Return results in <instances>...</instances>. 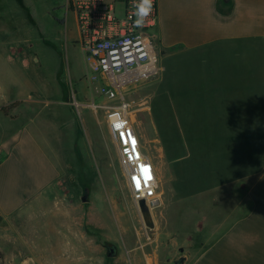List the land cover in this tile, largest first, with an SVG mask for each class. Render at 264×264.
<instances>
[{
  "label": "crops",
  "instance_id": "0c3cea01",
  "mask_svg": "<svg viewBox=\"0 0 264 264\" xmlns=\"http://www.w3.org/2000/svg\"><path fill=\"white\" fill-rule=\"evenodd\" d=\"M157 3L161 58L204 56V99L193 98L204 100V209L190 213L199 227L170 244H182L186 264H264V0ZM14 15L0 6V216L56 221L54 230L45 226L55 234L42 248L53 255L50 264H161L164 257L172 264L173 251L145 244L110 247L108 255L86 230L95 229L96 216L88 215L82 231L86 216L65 209L75 200L60 146L64 89L26 71L39 60L18 48L27 41L11 34Z\"/></svg>",
  "mask_w": 264,
  "mask_h": 264
},
{
  "label": "rangeland",
  "instance_id": "374dc122",
  "mask_svg": "<svg viewBox=\"0 0 264 264\" xmlns=\"http://www.w3.org/2000/svg\"><path fill=\"white\" fill-rule=\"evenodd\" d=\"M65 5L66 0H0L2 8L7 6L15 13L11 34L27 41L18 48L27 47L30 56L39 60L26 71H37L44 84L64 89L65 106L54 111L63 115L60 146L65 187L75 200L66 201V205H80L75 211L65 209L86 216L82 231L89 226L88 215L96 216L95 229L86 230L106 252L110 247L145 244L149 249L168 248L174 258L184 247H173L171 237L177 235L183 243L199 227L190 221V213L204 209V100L193 101L204 99V56L160 57L159 67L165 69L121 94L131 105L144 153L156 163L162 177L160 203L149 207L146 219L132 197L107 121L108 107L117 105L118 99L111 101L102 79L91 77L77 43L74 15H67ZM155 81L165 96L156 94ZM84 188L88 191L86 202ZM47 224L52 230L57 228L56 221L0 216V264H50L53 255L42 252L54 233ZM68 256L64 255L71 258ZM161 264L170 263L164 257Z\"/></svg>",
  "mask_w": 264,
  "mask_h": 264
},
{
  "label": "built area",
  "instance_id": "2783aa9c",
  "mask_svg": "<svg viewBox=\"0 0 264 264\" xmlns=\"http://www.w3.org/2000/svg\"><path fill=\"white\" fill-rule=\"evenodd\" d=\"M134 2L69 0L67 9L75 15L77 43L89 64L91 77L102 79L111 101L118 99L117 105L108 107L107 121L120 150L119 162L132 197L154 208L160 203L156 167L144 153L131 105L121 94L158 74V3L153 0L152 13L143 26L137 27Z\"/></svg>",
  "mask_w": 264,
  "mask_h": 264
},
{
  "label": "clouds",
  "instance_id": "9594fccd",
  "mask_svg": "<svg viewBox=\"0 0 264 264\" xmlns=\"http://www.w3.org/2000/svg\"><path fill=\"white\" fill-rule=\"evenodd\" d=\"M133 8L134 23L137 27H141L153 11V0H135Z\"/></svg>",
  "mask_w": 264,
  "mask_h": 264
},
{
  "label": "water",
  "instance_id": "95a60500",
  "mask_svg": "<svg viewBox=\"0 0 264 264\" xmlns=\"http://www.w3.org/2000/svg\"><path fill=\"white\" fill-rule=\"evenodd\" d=\"M86 200H87V195L83 198L84 202H86ZM139 207H140L141 211L143 212L145 218L148 219V217H150V209L144 200L139 202ZM113 251L114 250L110 248L108 251V255H111ZM180 252H181L180 255L169 259V261L172 264H186L188 256L186 254H184L183 249H181Z\"/></svg>",
  "mask_w": 264,
  "mask_h": 264
},
{
  "label": "flooded vegetation",
  "instance_id": "af4514ba",
  "mask_svg": "<svg viewBox=\"0 0 264 264\" xmlns=\"http://www.w3.org/2000/svg\"><path fill=\"white\" fill-rule=\"evenodd\" d=\"M84 190H85V193H86V195H88V191H87V189H86V188H84Z\"/></svg>",
  "mask_w": 264,
  "mask_h": 264
},
{
  "label": "bare ground",
  "instance_id": "6f19581e",
  "mask_svg": "<svg viewBox=\"0 0 264 264\" xmlns=\"http://www.w3.org/2000/svg\"><path fill=\"white\" fill-rule=\"evenodd\" d=\"M159 181V180H158ZM158 184V186H159V183H157Z\"/></svg>",
  "mask_w": 264,
  "mask_h": 264
},
{
  "label": "snow or ice",
  "instance_id": "6c2138e0",
  "mask_svg": "<svg viewBox=\"0 0 264 264\" xmlns=\"http://www.w3.org/2000/svg\"><path fill=\"white\" fill-rule=\"evenodd\" d=\"M118 127H119V125H118Z\"/></svg>",
  "mask_w": 264,
  "mask_h": 264
}]
</instances>
